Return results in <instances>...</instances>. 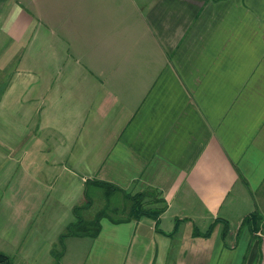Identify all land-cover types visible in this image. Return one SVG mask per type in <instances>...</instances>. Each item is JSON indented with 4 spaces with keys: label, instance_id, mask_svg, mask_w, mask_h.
<instances>
[{
    "label": "crops",
    "instance_id": "obj_1",
    "mask_svg": "<svg viewBox=\"0 0 264 264\" xmlns=\"http://www.w3.org/2000/svg\"><path fill=\"white\" fill-rule=\"evenodd\" d=\"M89 178L163 210L60 264H264V0H0V251L50 264Z\"/></svg>",
    "mask_w": 264,
    "mask_h": 264
},
{
    "label": "trees",
    "instance_id": "obj_2",
    "mask_svg": "<svg viewBox=\"0 0 264 264\" xmlns=\"http://www.w3.org/2000/svg\"><path fill=\"white\" fill-rule=\"evenodd\" d=\"M151 191L126 192L113 183L89 178L85 181L80 200L72 207L73 220L70 221L59 234L58 242L50 249V264H60L64 253V238L68 236H88L94 238L101 229V220L119 223L142 215L157 218L163 207L151 208L146 206V196ZM102 199L103 204L95 212L89 213L95 199ZM261 223V216L257 211L246 215L241 225L246 224L250 230H255ZM0 264H17L5 252L0 251Z\"/></svg>",
    "mask_w": 264,
    "mask_h": 264
},
{
    "label": "rangeland",
    "instance_id": "obj_3",
    "mask_svg": "<svg viewBox=\"0 0 264 264\" xmlns=\"http://www.w3.org/2000/svg\"><path fill=\"white\" fill-rule=\"evenodd\" d=\"M156 199V195L154 194V193H150L149 192V194L146 196V198H145V200H146V206H149L150 204V202L152 201V200H155ZM102 204H103V200L100 198V199H95L94 200V203H93V205H92V207L90 208V210H89V213H93V212H95L98 208H100L101 206H102ZM107 219V218H106ZM102 220H104V218L102 219ZM102 220H101V222H102ZM63 231V230H62ZM72 239H75L74 241H76V244H79V245H86V244H88V243H90V241H91V239L90 238H88V237H84V238H79V237H71L69 240H68V242L70 243L71 241H72ZM75 253V250L71 253V252H69L68 253V255H67V257H66V261H68V260H71V259H74L75 258V255L74 256H72L73 254ZM78 254V253H77ZM72 257V258H71ZM13 259V258H12ZM14 260V259H13ZM14 262H16L17 264H23V263H18L17 262V260H14Z\"/></svg>",
    "mask_w": 264,
    "mask_h": 264
}]
</instances>
